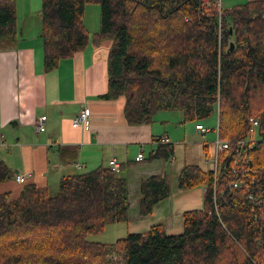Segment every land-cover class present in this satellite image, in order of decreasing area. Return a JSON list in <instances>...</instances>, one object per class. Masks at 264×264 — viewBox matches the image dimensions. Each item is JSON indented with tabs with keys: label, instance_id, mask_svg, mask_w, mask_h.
Masks as SVG:
<instances>
[{
	"label": "trees",
	"instance_id": "obj_1",
	"mask_svg": "<svg viewBox=\"0 0 264 264\" xmlns=\"http://www.w3.org/2000/svg\"><path fill=\"white\" fill-rule=\"evenodd\" d=\"M89 5L99 7L95 33L83 23ZM39 18L44 73L111 39L103 98H124L128 125H150L165 112L202 124L217 112L219 138L234 141L255 118L260 140L250 163L264 165V0L230 10L202 0H42ZM17 35L16 0H0V41ZM173 155L172 145L159 144L145 161ZM121 168L63 176L54 197L27 182L15 198L0 194V264H264V226L253 221L246 199L226 188L229 177L215 185L212 172L195 166L179 170L176 188L205 187L203 207L183 213L180 235L158 225L112 244L90 242L106 226L128 222ZM10 180L0 160V185ZM170 195L167 176L141 181L138 216Z\"/></svg>",
	"mask_w": 264,
	"mask_h": 264
},
{
	"label": "crops",
	"instance_id": "obj_2",
	"mask_svg": "<svg viewBox=\"0 0 264 264\" xmlns=\"http://www.w3.org/2000/svg\"><path fill=\"white\" fill-rule=\"evenodd\" d=\"M202 1H216L221 9L230 10L259 0ZM33 26L19 30L14 41H0V160L11 174V180L0 185V194L19 195L22 187L14 181L16 174L26 175L29 184L49 189L63 176L109 166L114 160L128 182L130 213L124 233L142 234L160 225L167 235H180L183 213L202 209L206 188L179 191L176 176L184 166L209 170L204 149L211 142L204 141L207 134L203 136L195 126L186 127L181 115H167L161 121L156 115L150 125H128L124 98H103L108 91L109 39L89 45L44 73L41 30L38 24ZM87 29L95 33L99 26L93 22ZM82 108L90 111L87 131L72 127L73 117ZM42 116L46 117L44 128L37 133L34 125ZM163 137L173 146V157L145 161ZM141 152L143 160L136 161ZM151 176H167L171 195L149 216L139 217V186Z\"/></svg>",
	"mask_w": 264,
	"mask_h": 264
},
{
	"label": "built area",
	"instance_id": "obj_3",
	"mask_svg": "<svg viewBox=\"0 0 264 264\" xmlns=\"http://www.w3.org/2000/svg\"><path fill=\"white\" fill-rule=\"evenodd\" d=\"M209 3L206 2L207 5ZM89 116L90 111L87 108H82L73 117L72 127L89 130ZM45 121V116L37 119L34 125L37 133L43 130ZM259 128V121L250 118L248 130L244 137L234 141H224L219 138L218 125L212 130L205 128L202 124H195V130L203 136L208 132H214L215 134L214 141L210 142L208 146L206 145L205 157L210 162V168L206 172L213 173L215 185L218 177H229V180L225 182L226 188L234 190L240 195L242 194L250 207L253 221L264 226V165L255 166L250 163L252 149L260 140ZM157 143L169 144L168 139L165 137L160 138ZM142 160L143 153L141 152L136 157V161ZM109 167L114 172H118L120 168L114 160L109 162ZM25 180L26 175L24 174L14 176V181L18 185H22Z\"/></svg>",
	"mask_w": 264,
	"mask_h": 264
},
{
	"label": "rangeland",
	"instance_id": "obj_4",
	"mask_svg": "<svg viewBox=\"0 0 264 264\" xmlns=\"http://www.w3.org/2000/svg\"><path fill=\"white\" fill-rule=\"evenodd\" d=\"M41 5H42V0H16V24H17L18 33H19V30L21 31L22 28H24L26 25L33 26V24H34L33 26L34 28H35V24H38V28L41 30V21L39 18V12L41 10ZM83 14H84L83 23L86 26V28L87 27L91 28V25L93 22H96V24H98L99 7L97 5L87 6ZM109 40L112 43V40L111 39ZM167 115H169L170 118L176 117V115L180 117V114H174V113L171 114L168 112V113L157 114V119L161 121L162 119L168 118ZM202 125L205 128L214 130L218 125L217 112H214L213 115L205 119L202 122ZM189 126H195V123H191V122L187 123L186 127H189ZM202 139H204V137ZM214 139H215L214 132H208L204 141L206 142V140H211L212 142L214 141ZM207 163H210V162L207 160ZM57 192H58V184L56 183L55 185H53V183H51L48 189L49 196L54 197L56 196ZM112 225L106 226L102 234L90 236L88 240L94 243L112 244V243H115L116 240L118 239L125 238L126 236V233H124L126 230L125 224H112ZM115 261H117V259L113 260V262Z\"/></svg>",
	"mask_w": 264,
	"mask_h": 264
},
{
	"label": "water",
	"instance_id": "obj_5",
	"mask_svg": "<svg viewBox=\"0 0 264 264\" xmlns=\"http://www.w3.org/2000/svg\"><path fill=\"white\" fill-rule=\"evenodd\" d=\"M232 48H233V44L231 43L230 47H229V50H232Z\"/></svg>",
	"mask_w": 264,
	"mask_h": 264
}]
</instances>
